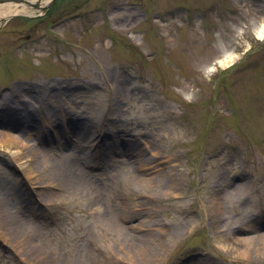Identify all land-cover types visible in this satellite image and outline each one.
I'll return each instance as SVG.
<instances>
[{"label": "rangeland", "instance_id": "374dc122", "mask_svg": "<svg viewBox=\"0 0 264 264\" xmlns=\"http://www.w3.org/2000/svg\"><path fill=\"white\" fill-rule=\"evenodd\" d=\"M11 16L0 131L43 152L26 149L30 190L0 150V264H264V0H63L42 20ZM224 52L240 58L209 72ZM63 147L84 173L45 187L65 175L43 162ZM168 157L160 180L137 181ZM213 190L222 211L207 214ZM238 238L254 239L249 257Z\"/></svg>", "mask_w": 264, "mask_h": 264}, {"label": "bare ground", "instance_id": "6f19581e", "mask_svg": "<svg viewBox=\"0 0 264 264\" xmlns=\"http://www.w3.org/2000/svg\"><path fill=\"white\" fill-rule=\"evenodd\" d=\"M37 0H29V3H33L36 2ZM24 8V7H23ZM22 9V8H21ZM22 12L20 10L19 6H14L12 4H0V22L2 20H4L5 18L9 17L10 15L16 14V13H20ZM256 33H257V37L259 40H263L264 39V24L261 25L260 27H256ZM240 58V56L235 55V54H231L229 52H224L222 57L220 59H217L216 61H214V63H212L209 67H208V71H213L214 67L216 64H219L222 67H228L232 64H234L238 59ZM126 88H130V87H126ZM125 89V85L123 84H119L116 88V91L119 93V96L121 95V92ZM131 90H135L133 89V87L130 88V93L132 92ZM127 90H124V93H122V95H127ZM102 110H103V114L108 118L109 114H108V106L107 105H103L102 106ZM61 116H62V121L64 122V125H66L67 122V118L65 116V114L63 113V111H61ZM3 120L0 119V123ZM56 119L53 120V122H55ZM43 122L45 124H49L48 123V118H43ZM2 124V123H1ZM55 128H51L50 130H53L54 132L58 131V128L56 125H53ZM50 127V126H47ZM101 131V130H100ZM99 131V132H100ZM47 132V131H45ZM14 133L11 132L10 129H4V131H0V150H8L11 154V162L15 163L16 167L19 168V176H15L16 181L18 183H24V181H26L28 183V187L30 190H33L34 188H36L34 185V183L32 182V180L36 179V177H38V171L36 170V168L34 167V155L35 153L38 152H43V150L41 148H37L34 145H31L29 142L31 141V137L32 135L28 134V139L25 140V142H21L19 139V137L13 135ZM95 143L96 142H92L90 144V147H95ZM32 151L34 152L33 154H29L28 152L26 153V149L30 148ZM98 147V145H97ZM87 149V147H84ZM66 148L63 147L62 149H60V154L59 155H54V154H49L48 159L43 160V162L46 164V170H54V168L57 166V163L62 162L64 167H65V175H60L58 173H56V177L54 180H48V183H44L46 181H42V184L45 185V187L47 184L49 185V188L52 187H57L58 185L56 184V182L58 183H63V185L65 187H71L74 182L78 181L79 179H77V176L79 173H84L83 168L79 167L77 162V158H78V154L76 152H72V153H64V150ZM72 151V150H71ZM33 156V157H32ZM153 156L156 157V153L153 154ZM47 157V156H46ZM169 160H173L172 158L168 157L164 160H145V162L142 164V166L140 167V169L142 170V172H144L145 177L142 176V178L138 179L137 181L142 182L143 184H147L150 185L152 184L154 181L156 180H160V178L162 177V174L164 172V165L169 161ZM7 183L10 184L11 181L7 178ZM153 181V182H152ZM76 185V184H75ZM8 188V187H7ZM0 189L3 190V187H0ZM0 190V192L2 191ZM172 190L176 191V188H173ZM210 196H211V200H210V207L209 210H207V214L208 213H212L214 210L215 212H220L222 211V197H219V195H217V193H215V191H209ZM6 196V195H5ZM0 197H1V193H0ZM2 200V198H0ZM48 200V198H46V196H44V198L42 200ZM3 201V200H2ZM4 202V201H3ZM7 208V207H6ZM7 212H9V214L11 215V212L8 210ZM12 216V215H11ZM143 225V224H142ZM184 224L181 223L180 227L181 229H185L186 228V224L185 227H183ZM188 232L190 231V229H187ZM238 240V242L240 244H243V249L239 250L238 252V256H241L239 258H247L249 257V250L248 248H250L252 246L251 240L254 239H244V238H238L236 239Z\"/></svg>", "mask_w": 264, "mask_h": 264}]
</instances>
